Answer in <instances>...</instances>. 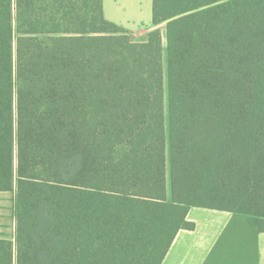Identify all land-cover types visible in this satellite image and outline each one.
<instances>
[{
    "label": "trees",
    "instance_id": "obj_1",
    "mask_svg": "<svg viewBox=\"0 0 264 264\" xmlns=\"http://www.w3.org/2000/svg\"><path fill=\"white\" fill-rule=\"evenodd\" d=\"M152 14L136 41L104 0H0V264H162L193 207L264 232V0Z\"/></svg>",
    "mask_w": 264,
    "mask_h": 264
},
{
    "label": "crops",
    "instance_id": "obj_2",
    "mask_svg": "<svg viewBox=\"0 0 264 264\" xmlns=\"http://www.w3.org/2000/svg\"><path fill=\"white\" fill-rule=\"evenodd\" d=\"M153 1L104 0V14L134 40L145 41L156 28ZM187 220L194 227L179 231L162 264H264V232L248 215L193 207Z\"/></svg>",
    "mask_w": 264,
    "mask_h": 264
},
{
    "label": "rangeland",
    "instance_id": "obj_3",
    "mask_svg": "<svg viewBox=\"0 0 264 264\" xmlns=\"http://www.w3.org/2000/svg\"><path fill=\"white\" fill-rule=\"evenodd\" d=\"M152 25V23L150 24ZM166 47V35L164 36ZM15 203L13 193H0V235L14 236L15 232Z\"/></svg>",
    "mask_w": 264,
    "mask_h": 264
}]
</instances>
